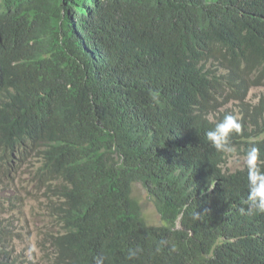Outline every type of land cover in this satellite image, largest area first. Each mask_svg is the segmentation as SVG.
I'll return each instance as SVG.
<instances>
[{"label":"trees","instance_id":"obj_1","mask_svg":"<svg viewBox=\"0 0 264 264\" xmlns=\"http://www.w3.org/2000/svg\"><path fill=\"white\" fill-rule=\"evenodd\" d=\"M253 86L264 0H0V187L33 161L41 264H264L248 167L226 169L255 147L264 171ZM227 114L241 130L217 150L206 132ZM135 182L166 225L146 223Z\"/></svg>","mask_w":264,"mask_h":264},{"label":"rangeland","instance_id":"obj_2","mask_svg":"<svg viewBox=\"0 0 264 264\" xmlns=\"http://www.w3.org/2000/svg\"><path fill=\"white\" fill-rule=\"evenodd\" d=\"M263 92L264 87L253 86L251 96L256 98ZM245 161L246 156L234 150L229 154L226 169L230 171L242 169L247 165ZM32 167L33 165L28 162L19 171L16 181L19 187L13 193L0 191V196L3 195L5 200L10 201V203L7 202L5 208L7 212L1 215L0 220V223H3L2 225L6 228L5 244L13 250L15 258L23 264H41L43 251L39 246V233L47 230L45 229V223L41 220L43 212L42 193L38 191L37 185L28 181ZM131 194L132 198L140 204L138 205L148 224H162L161 216L148 190L141 182L133 184Z\"/></svg>","mask_w":264,"mask_h":264},{"label":"clouds","instance_id":"obj_3","mask_svg":"<svg viewBox=\"0 0 264 264\" xmlns=\"http://www.w3.org/2000/svg\"><path fill=\"white\" fill-rule=\"evenodd\" d=\"M241 130L240 123L238 119L232 115V114H227L224 116L223 120L216 123L215 126L211 129H209L206 132V137L207 140L217 149V150H229L231 147V138L234 134H238ZM16 160V159H15ZM260 157L258 150L255 147H252L249 149L247 156H246V164L249 170V195H248V207H247V214H253V213H258V214H264V171H261L260 168ZM30 162L33 167L31 168V172L29 173V180L32 184H35L34 182L31 181L32 176L34 174V164L33 161H28ZM24 163L15 173H14V182L11 185L10 183H7L6 185H3V187H0L1 192H10L13 193L16 188H18L16 181H17V175L19 174V171L27 165V163ZM38 164V163H37ZM36 164V165H37ZM1 184V183H0ZM36 185V184H35ZM146 188V187H145ZM38 191L41 192L38 188ZM42 193V203L44 201L43 197V192ZM150 195V194H149ZM10 203L9 200H5L4 196H0V220H1V215L6 213L7 211L5 210L6 205ZM42 216L41 220L45 223V229L42 233H39V246H41V240L42 237L45 235V232L48 231L52 227L51 223L49 220L45 217L44 209H43V204H42ZM242 214H245V209L241 208L240 209ZM162 220V219H161ZM146 221V220H145ZM147 223V221H146ZM148 224V223H147ZM164 222L162 221V224L160 225H150V226H163ZM5 226L0 223V246L3 244L4 249L6 250L7 254L6 257L11 256L12 258L16 259L13 250L9 248L5 244ZM137 253L136 251H130V256H135ZM16 261H18L16 259ZM19 262V261H18Z\"/></svg>","mask_w":264,"mask_h":264},{"label":"bare ground","instance_id":"obj_4","mask_svg":"<svg viewBox=\"0 0 264 264\" xmlns=\"http://www.w3.org/2000/svg\"><path fill=\"white\" fill-rule=\"evenodd\" d=\"M38 94H39V93H38ZM41 100H42V99H41ZM41 102H43V101H41ZM241 139H242V138H241ZM167 149H168V148H167ZM157 150H158V149H157ZM242 150H243V149H242ZM4 151H5V150H4ZM6 151H7V150H6ZM10 152H11V150H10ZM16 152H17V151H16ZM155 152H156V151H155ZM3 153H4V152H3ZM6 153H7V152H5V154H6ZM34 153H35V152H34ZM25 154H27V153H25ZM32 154H33V153H32ZM37 154H38V153H37ZM28 155H29V153H28ZM28 155H27V156H28ZM9 156H10V155H9ZM175 156H176V155H175ZM13 157H14V156H13ZM15 157H16V156H15ZM23 157L25 158L24 155H23ZM38 157H39V156H38ZM155 157H156V156H155ZM176 157H177V156H176ZM8 158H9V157H8ZM18 158H19V157H18ZM27 158H28V157H27ZM43 158H44V157H43ZM160 158H161V157H160ZM10 159H11V158H10ZM31 159H32V158H31ZM165 159H166V158H165ZM176 159H177V158H176ZM14 160H15V159H14ZM16 160H18V159H16ZM16 160H15V162H18V161H16ZM24 160H25V159H24ZM160 160H161V159H160ZM174 160H175V159H174ZM22 161H23V160H22ZM22 161H21V162H22ZM41 161H42V160H41ZM166 161H167V160H166ZM177 161H178V160H177ZM4 162H5V161H4ZM39 162H40V161H39ZM154 162H155V161H154ZM164 162H165V160H164ZM41 163H42V162H41ZM176 163H177V162H176ZM178 163H179V162H178ZM178 163H177V164H178ZM180 164H181V163H180ZM13 165H14V164H13ZM182 165H183V164H182ZM191 165H192V164H191ZM19 166H20V165H19ZM168 166H169V165H168ZM178 166L180 167V165H178ZM12 167H13V166H12ZM166 167H167V166H166ZM170 167H171V166H170ZM14 168H15V167H14ZM17 168H18V166H17ZM37 168H38V167H37ZM2 170H3V169H2ZM168 170H169V169H168ZM192 173H193V172H192ZM10 176H11V175H10ZM13 176H14V175H13ZM17 176H18V175H17ZM14 179H15V178H14ZM190 179H191V178H189V180H190ZM11 180H12V179H11ZM18 180H19V179H18ZM10 182H11V181H10ZM13 182H14V181H13ZM34 182H35V181H34ZM187 182H189V181H187ZM19 183H20V182H19ZM187 184H188V183H187ZM22 186H23V185H22ZM144 186H145V185H144ZM18 187H19V186H18ZM132 188H133V186H132ZM17 190H18V189H17ZM147 190H148V189H147ZM37 194H38V193H37ZM14 195H15V194H14ZM130 195H132V194H130ZM16 196H17V195H16ZM15 199H16V198H15ZM11 200H12V199H11ZM13 200H14V199H13ZM12 202H13V201H12ZM136 202H137V201H136ZM137 203H138V202H137ZM138 204H139V203H138ZM142 213H143V212H142ZM142 217H143V216H142ZM6 221H7V220H6ZM5 223H6V222H5ZM2 224H3V223H2ZM9 224H10V223H9ZM180 224H181V223H180ZM5 225H6V224H5ZM163 225H166V223H164ZM6 226H7V225H6ZM12 226H13V225H12ZM180 229H181V228H180ZM191 233H192V232H191ZM188 234H189V233H188ZM172 241H173V240H172ZM171 243H172V242H171ZM3 246H4V245H3ZM161 248H162V247H161ZM164 251H165V250H164ZM164 251H163V254H164ZM46 252H47V251H46ZM156 252H157V251H156ZM161 252H162V251H161ZM168 252H169V251H168ZM6 253H7V252H6ZM157 253H158V252H157ZM157 253H155V254H157ZM170 253H171V252H170ZM158 254H159V253H158ZM166 254H167V253H166ZM166 254H165V255H166ZM169 255H170V254H169ZM157 256H158V255H157ZM157 256H155V257H157ZM160 256H162V253H161ZM160 256H159V257H160ZM170 256H171V255H170ZM9 257H10V256H9ZM151 257H153V256H151ZM171 257H172V256H171ZM160 258H162V257H160ZM167 258H168V257H166V260H167ZM9 259H10V258H9ZM154 259H155V258H154ZM156 260H157V259H156ZM159 260H160V259H159ZM166 260H165V261H166ZM169 260H170L169 263H171V259H169ZM162 261H163V259H162ZM173 261H174V259H173ZM173 261H172V264H173ZM8 262H9V261H8ZM14 262H15V261H14ZM14 262H13V263H14ZM150 262H151V261H150ZM150 262H149V263H150ZM160 262H161V260H160ZM177 262H178V261H177ZM2 263H3V262H2ZM167 263H168V262H167ZM167 263H166V264H167ZM175 263H176V262H175ZM15 264H16V263H15ZM159 264H160V263H159ZM178 264H179V263H178Z\"/></svg>","mask_w":264,"mask_h":264}]
</instances>
